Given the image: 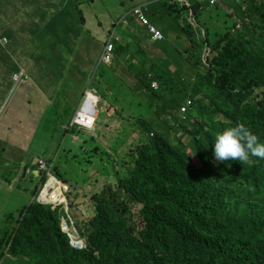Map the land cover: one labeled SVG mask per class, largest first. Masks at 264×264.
<instances>
[{"label": "trees", "instance_id": "obj_1", "mask_svg": "<svg viewBox=\"0 0 264 264\" xmlns=\"http://www.w3.org/2000/svg\"><path fill=\"white\" fill-rule=\"evenodd\" d=\"M160 6L169 15L178 8ZM205 7L190 0L189 8H182ZM238 9H249L251 24L244 33L228 32L211 44L215 55L210 68L198 73L195 82L186 80L183 68L172 74L161 65L156 73L147 70V63L141 67L143 88L150 90L153 81L161 88L150 100L162 103L176 125L160 136L151 137L148 130L131 161L116 165L117 185L91 197L93 217L83 230L76 225L86 249L70 247L61 229L63 209L34 202L22 209L15 224L7 223L2 243L11 242L9 254L15 258L8 262L264 264V159L252 157L249 165L231 159L217 163L214 157L216 134L237 123L264 143V0H243ZM11 65L22 69V52ZM189 100L195 106L182 121L179 114ZM196 159L205 170L195 168ZM137 208L141 228L135 223Z\"/></svg>", "mask_w": 264, "mask_h": 264}, {"label": "clouds", "instance_id": "obj_2", "mask_svg": "<svg viewBox=\"0 0 264 264\" xmlns=\"http://www.w3.org/2000/svg\"><path fill=\"white\" fill-rule=\"evenodd\" d=\"M197 1L207 5L209 8H214L218 6L219 3V0H215V4H212V0ZM164 3L166 2H163V4ZM167 4H177L178 8H172V11L176 12V14L169 15L166 8H163L165 14L170 16L171 21L168 20L167 22L158 24L159 26H156L151 22V17H154L157 13L155 9H151V7H153L152 3L136 5L133 8H129L123 14H118L116 17L111 19L109 27L106 31V37L103 40L104 42L100 45L99 50L96 53H93L95 59L89 81L85 87L80 89L81 94L79 100L71 110L66 109L67 98L64 92L60 90L63 85V78L57 80L51 78L46 80V85L43 86L39 80L45 79L31 80L22 70L12 74L13 88L10 93L12 96L17 87L22 84L28 85L32 82L38 87L50 90L53 89L55 94L60 96V104L55 102L49 108L40 112H37L40 107L35 105L28 108L27 111H29V109L31 110V119L34 121L33 128L37 123L38 130L42 127L49 111H59L60 117L66 120L63 122L64 131L65 133H72L73 138L70 145L61 150L66 152V160L63 161V164L61 165L62 169L69 161H73L77 158V155L74 153V146L76 142L79 141V136L74 134L75 132L93 136L95 135L96 130L102 129L100 130V136L106 150L116 155V157L119 156L121 158V155H118L117 151L120 147L125 146L127 142L126 144L115 147L114 149H111L110 146L114 145L119 139L124 137L120 136L110 145H106L104 140L106 134L111 133L112 127H114V121H118L119 127L124 128L122 131L124 135L125 130L131 126V123L124 120L121 115H118L117 113L113 114L111 111L108 112V119L104 127L100 126L98 124V119L104 110L101 104L104 103V105H106V101L98 95L97 89L92 87V85L95 83L94 77H96L99 67L101 65H105L113 68L116 56L124 50L128 51L126 57H129V65L127 72L123 70L124 72L122 73L124 81H127V83L134 86V88H132V92H135L137 102L139 103V101H141L144 106L151 109L149 116L156 111L158 119H161L163 116L167 117L161 123L156 122L153 124L148 122L147 120L149 116L147 120H139L135 122L137 123L136 126H139V130L143 131V134L140 135V141L134 146L129 147L128 151L124 155L125 157L121 159V162L114 159L113 166L109 169V172L104 175L98 174V172H104L98 170L93 162V160H98L97 154L99 152V148L93 147L88 149L84 145L86 144L84 141V146H81L80 148L86 153H90V155H88V159L90 161V166L92 167L91 172L93 174L92 179L94 181L89 183L85 189L80 187L74 196H69L72 194L70 191L73 190L66 181H62L61 179L60 165L53 168V161L50 158H46L45 155L39 154L34 157L32 154L26 153L28 149L23 152L24 159L28 155V161L22 163L23 167L20 165L21 167L19 169L15 168L16 173L21 172L19 177L14 180L15 186H20L25 179L29 180L31 187L28 191L30 192L31 197L28 205L37 202L44 205H50L52 209H56L58 207L65 211V215L61 218V229L62 232L70 239V247L74 250H85L87 242L81 237L79 229H77L79 232L78 234L76 229L73 228L74 225L76 227V224L72 222L73 220H71L69 212L76 210V206H79L80 208L84 202L88 201L86 197L93 191L94 184L102 183L103 187L107 184L103 190L107 186L117 185V179L113 181L115 174L120 171L119 168L121 166H124L125 163H129L131 161V152L137 146L147 141L149 137L147 132L148 130L151 131V137L157 135L160 136L169 129V126L176 125V122L170 117V111L164 112V105L162 103L150 100V97L155 94L154 92L160 91L159 89L161 88L157 81H153L150 84V90H145L143 88L139 80L141 67L147 63L149 64V66L147 65V70L152 73H156L157 66L161 65L163 68H167L172 74H175L178 69L183 68L186 72V80L191 79V82H195L198 73H204L210 68L209 62L215 55L211 44L213 45L217 41L221 40V38L228 32H231V34L235 36L244 33L246 26L251 24V18L248 15L249 9H222L226 13L221 14V9H183V6L189 8L190 0H185L183 3L180 2V4L174 2ZM92 9L93 8H54V12L46 21V24L44 26L40 24L36 28V33L34 35V40L36 42L32 51L38 54L41 48L49 47L52 44H56L64 48H70L73 45V42L84 37L86 33L91 34V28L96 30L95 35L99 38V35L97 34V25L101 26V20L107 19V15L112 8H110L108 12L106 10L104 15L95 17L94 26H91L90 21ZM222 24L225 25V31L220 33L218 32V28ZM11 29L13 28H10V30ZM7 31L8 30H5L3 33H0V49L6 51L8 50L9 43V38L7 36L10 32ZM127 33L128 35L135 37L136 40L127 37ZM92 39H94V36H92ZM130 42H134L135 44L130 46ZM196 46L201 47L200 52L196 50ZM134 63H136L139 67L135 68ZM0 70L2 71L0 87H2L1 84L3 85L6 78L4 77L6 74V68L2 63H0ZM54 75L58 74L53 72V76ZM151 77L152 76L150 75V78ZM147 92L152 93L148 94ZM124 95L125 91H123V96ZM130 101L127 102V104H130ZM3 106L4 105H2L0 118L3 114ZM194 106L193 102L189 100L187 104L182 107L179 114L182 121H187L188 118L191 117V111ZM68 113L69 115H67ZM114 115H118V118H115ZM35 120H38V122ZM27 121L28 119L26 122ZM163 125L166 126V129L162 127ZM155 127H160L163 131L159 133ZM128 135L129 132L125 137H128ZM173 135L174 134L171 133V136ZM179 137H182V134H180ZM2 153L4 154V152ZM10 153L8 154L10 155ZM23 157L18 156L19 160H23ZM214 157L217 163H223L231 159L238 161L241 164L252 165L254 164L252 157L264 159V143H261L257 135L252 133L244 123H237L234 127L226 128L222 132H218L216 134L214 140ZM1 162L3 163V168L10 166V162L7 159L2 160ZM116 165L119 167L118 169L116 168ZM94 167H96V171L93 170ZM53 170L54 174L52 173ZM199 170H205V167L203 166V169ZM43 177L44 180L42 181ZM51 180H53L56 187H60L61 190V195H59L56 199L54 197V201L52 202L48 201V198L50 197L49 193L56 187L50 189L46 194H44ZM34 181L40 184V191L38 195H36L37 187H35V189L33 187ZM11 183V181H8L7 186L13 190ZM93 195L94 194L90 195L89 201ZM61 197H63V199H61ZM79 200H81V204L77 205ZM71 204L73 208L70 211ZM22 209L15 214H9L13 217H9L8 215L5 219V226L0 227V249L1 247H4V255L0 258V264H11L8 262V259H15L9 254L11 242L8 246H4L2 240L4 239L5 232L8 231L6 228L8 226L7 223L12 222V224H15Z\"/></svg>", "mask_w": 264, "mask_h": 264}, {"label": "rangeland", "instance_id": "obj_3", "mask_svg": "<svg viewBox=\"0 0 264 264\" xmlns=\"http://www.w3.org/2000/svg\"><path fill=\"white\" fill-rule=\"evenodd\" d=\"M140 0H100L102 5L112 6V10L107 15V19L101 20V26L97 25V34L99 38L96 37L94 28H91V34L86 33L84 37L79 39L78 41L73 42V45L70 48H64L58 46L56 44H52L49 47L41 48L39 53L32 52L33 55H39V59H37L35 65L37 71H51L54 73L64 72L63 75V85L60 88L67 98L66 109L71 110L75 106L74 97L77 92L85 87L88 83L90 74L92 72V67L94 65V56L93 53H96L100 45L104 42L103 40L106 37V31L109 27V23L112 18L116 17L118 14H123L129 8L136 5ZM152 3V6L158 5L160 6L163 2L170 3L175 2L180 4L179 1L175 0H148ZM99 0L97 1V3ZM243 0H224V6L227 9H238ZM123 7V8H122ZM221 7V14H224ZM110 8H93L91 14V26H94L95 17H100L105 14V11ZM157 11L154 17H151V22L156 26L158 24L171 21L170 16L165 14L163 8H151ZM225 31V25L222 24L218 28V32L223 33ZM40 33V31H39ZM94 36V39H92ZM134 42H130L129 45H134ZM56 53L61 54L60 58H56ZM88 53V54H87ZM128 54L127 50L122 51L119 55L116 56L115 64L112 67H107L105 65H101L96 73L95 83L92 87L97 89L98 95H100L105 101L101 104L103 107V112L98 119V124L102 127L106 124L108 112L113 114L117 113L121 115L124 120L129 121L131 126L125 130V135L123 134V127H119L118 121H114V127H112V131L109 134H106L104 143L106 145H110L116 141L120 136L124 137L119 139L114 145H111L110 148L114 149L115 147H119L121 145H125L120 147L117 151L118 155H121V158L110 151L106 150L105 145L101 141L100 133L102 129L96 130L95 135L88 136L85 133H77L79 136V141L76 142L74 146V153L77 155V158L73 161H69L67 165L62 169L61 165L63 161L66 160V152L61 151L70 145L72 141L73 134L65 133L63 128V122L66 120L60 117V112L53 110L47 113V116L42 124V127L38 130V125L31 128L32 132H34L33 141L31 143H26L27 151L26 153L32 154V156H36L39 154L45 155L46 158H50L53 161V168L59 166L61 179L62 181H66L73 191H70L72 194L69 196H74L77 193V190L80 187L84 189L86 186L94 181L93 174L91 172L92 167L90 166V161L88 159V155L90 153H86L80 147L86 146L88 149L93 147H98L99 152L97 154L98 160H93L98 170L104 173H99V175H104L109 172V169L113 166L114 159H117L118 162H121L125 156V153L128 151L130 146H134L140 141V138L143 134V131L139 130V126H136L137 121L139 120H147L149 114L151 113V109L149 107L144 106V104L139 101L137 102L135 92H132L133 85L124 81L123 73L127 72L129 65V57H126ZM135 68L139 66L134 63ZM124 70V71H123ZM60 75H54L53 79H60ZM43 86L46 85V80H39ZM123 91H125V95L123 96ZM123 96V97H122ZM2 100L5 98V95H1ZM131 100V101H130ZM131 102L127 104V102ZM3 114L0 118V121L3 122L5 118L11 113V110L15 108L14 97L12 95L8 96L7 100L3 102ZM69 115V113L67 114ZM118 115L114 117L118 118ZM167 117H161V119L157 118L156 111L151 114L148 118V122L156 123L163 122ZM19 118H14L11 121V124L17 122ZM38 122V120H35ZM135 123V124H134ZM166 129V126H162ZM19 128V127H18ZM26 128L29 129L27 126ZM157 132L161 133L163 131L160 127H155ZM129 132L128 137L127 133ZM68 134V136H67ZM86 144L83 145V142ZM184 143H189V138L184 140ZM61 146V149H60ZM5 147L6 151L4 154L1 150L0 153V227L5 226V219L11 213H16L20 211L23 207L28 205L30 199V192L28 191L31 187L29 180L25 179L24 182L20 186H15V179L19 177L21 172L15 171V168H20L24 162L28 161V155L23 160H17L16 157L13 158L10 162V166L7 168H3L2 160H5L7 157H10L8 154V149L11 150L9 143L1 144V148ZM23 161V162H21ZM194 165L197 169H203V166L199 160H195ZM96 167L93 168L96 171ZM57 170V169H56ZM112 172V171H111ZM35 173V171H34ZM54 174V170L52 171ZM36 174V173H35ZM115 178H113V181ZM11 181V185L13 190L8 189L7 182ZM52 187L55 186V182L52 180ZM107 185V184H106ZM105 185V186H106ZM104 186V187H105ZM33 187H37V194L40 191V184L38 182L33 183ZM103 184L98 183L94 184L93 191L88 194L87 202H84L83 205L76 206V210L69 212L72 222H74L80 230H83L85 223H87L94 214L91 200L89 201L91 194H97L103 190ZM76 191V192H75ZM59 195L54 194L52 197H58ZM81 204V200L77 202V205ZM137 216L139 208L134 210ZM67 214V213H66ZM73 223V224H74ZM135 223L139 228L142 227V221L137 216L135 217ZM73 228H77L75 225ZM79 234V232H78Z\"/></svg>", "mask_w": 264, "mask_h": 264}, {"label": "crops", "instance_id": "obj_4", "mask_svg": "<svg viewBox=\"0 0 264 264\" xmlns=\"http://www.w3.org/2000/svg\"><path fill=\"white\" fill-rule=\"evenodd\" d=\"M98 0H0V33L5 30L8 33L9 43L8 51L5 53L0 49V63L6 68L5 80L2 87H0V113L4 100L10 95L13 88L12 74L18 72L15 66L11 65L12 59L16 58L22 52V62L25 64L22 71L31 79H45L53 78L51 71H37L36 60L38 55H33L32 49L35 46L34 35L36 28L46 21L53 14L54 8H113L112 6L102 5L97 3ZM224 0H219L218 6L209 8L207 5L204 9H221L224 6ZM150 3L148 0H140L136 5ZM134 5V6H136ZM132 6L131 8H133ZM123 8V7H122ZM151 8H164L163 6H153ZM227 9L226 7H223ZM10 28H13L10 30ZM7 31V32H8ZM61 54L56 53V58H60ZM60 78H63L64 72L57 73ZM2 78V71L0 70V79ZM5 98L2 100L1 95ZM81 91L74 97V102L77 103ZM15 108L11 113L0 121V149L5 152L6 148H1V144L9 143L11 150L8 149L10 157L6 159L11 162L14 157H23V152L27 150L26 143L33 141L34 121L31 119V110L28 108L39 106L37 112L49 108L52 104L57 102L60 104V96L56 95L54 90L44 89L36 86L33 82L28 85H21L14 91L13 96ZM19 118L17 122L11 124L12 119ZM28 121L26 122V120ZM29 127L26 128V127ZM19 127V128H18ZM8 189H10L8 187ZM1 190V187H0Z\"/></svg>", "mask_w": 264, "mask_h": 264}, {"label": "bare ground", "instance_id": "obj_5", "mask_svg": "<svg viewBox=\"0 0 264 264\" xmlns=\"http://www.w3.org/2000/svg\"><path fill=\"white\" fill-rule=\"evenodd\" d=\"M52 180L49 182V184H48V186H47V188H46V191H45V193L44 194H46L50 189H52V188H55L56 187V185L54 186V187H52ZM61 185H63V184H61ZM50 194V197L48 198V201H50V202H52V201H54V197H52L54 194H57V195H61V190H60V187H56L52 192H50L49 193ZM56 198H58V197H55V199ZM61 199H63V197H61Z\"/></svg>", "mask_w": 264, "mask_h": 264}, {"label": "built area", "instance_id": "obj_6", "mask_svg": "<svg viewBox=\"0 0 264 264\" xmlns=\"http://www.w3.org/2000/svg\"><path fill=\"white\" fill-rule=\"evenodd\" d=\"M180 1L181 3H183L185 0H178ZM212 4H215V0H212Z\"/></svg>", "mask_w": 264, "mask_h": 264}]
</instances>
